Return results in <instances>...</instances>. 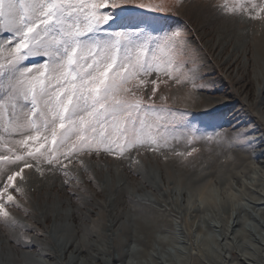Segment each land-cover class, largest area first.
<instances>
[{"label": "snow or ice", "instance_id": "snow-or-ice-1", "mask_svg": "<svg viewBox=\"0 0 264 264\" xmlns=\"http://www.w3.org/2000/svg\"><path fill=\"white\" fill-rule=\"evenodd\" d=\"M208 6L222 17L264 20V0H209ZM170 7L138 0H0L5 224H18L9 209L23 207L17 197L26 196V169L43 174V165L67 183L74 159L87 173L85 159L101 154L131 160L144 151L167 160L166 152L197 151L195 135L187 138L186 153L176 150L188 113L157 95L169 81L203 90L197 51L185 30H157L142 16Z\"/></svg>", "mask_w": 264, "mask_h": 264}, {"label": "bare ground", "instance_id": "bare-ground-1", "mask_svg": "<svg viewBox=\"0 0 264 264\" xmlns=\"http://www.w3.org/2000/svg\"><path fill=\"white\" fill-rule=\"evenodd\" d=\"M241 21L239 18L231 20L227 24V29H224L222 24L227 23L225 20L220 21L212 18V23L217 27L216 31L211 32L206 27H204V31L210 35L207 44L216 60L224 70L226 69L225 74L229 77V82L240 85L238 87L240 96L246 92L245 103L241 104L232 118L242 121L236 127L248 124L244 132L251 129L249 136L251 139L249 138L246 145L250 150L244 155L249 162H244L241 159L242 156L234 152L229 156L224 155L223 158L226 160L221 165H217L225 167V173L218 170L221 168H215L217 166L212 165L206 167L208 171L205 178L199 175L190 178L186 174V170H179L182 182H187L184 186L186 191L181 188L180 180H173L170 177V180L163 179L157 185L156 190L162 188V192L159 193L157 190L153 193L155 198L142 197L143 194L139 191L144 186L140 181L138 190L135 189L138 191L137 195L132 196V198H138V200L133 198L134 204H131L132 199L131 202H127V200L124 202L121 197H118L119 195L118 198L114 197L118 193L114 196L110 193L105 195L98 188L95 182L96 178L91 172L82 173L80 170L82 166L78 169H71L72 174L69 179L71 175L80 170L81 179L89 176L88 179H92L90 185L94 189L95 196L97 195L103 200L90 194L86 195L90 197L88 202L74 201L75 195L74 197L71 195L72 191L69 192L70 194H66V190L69 191V188L64 186L66 182L61 180V176H55L52 173L43 176L39 173L31 174L26 178L27 183L24 187L30 185L31 189L34 188V204L36 206H33L36 212L30 213L29 218L34 220L37 227L43 229L46 234H43L39 243H18L16 240H12L14 243L12 241L11 243L14 246L11 245L17 247L19 257L14 260L20 259L19 251H29L38 257L39 262L36 264H197V262L200 264H264V57H262V62H259L258 55V57L251 56L248 59L249 62L241 60L242 56L249 55L245 36L246 28L239 27ZM230 45L232 50L227 51V56L225 54L224 56L223 53ZM252 60L255 65L263 66H261L262 69L253 71L255 78L245 86L242 83L247 79L246 71L249 72L247 65H251ZM236 64L237 73L240 72L241 67L243 72L240 75L235 72L236 76H233L232 71ZM252 82L254 85L258 84V88L255 87L258 91L257 95L253 93L252 89L250 90ZM250 95H254L253 99L249 98ZM223 101L227 104V108L231 105L229 97ZM252 108H255V112L259 115L253 114ZM249 141L252 142L250 145ZM94 160L85 161L88 169L91 167L89 170L92 172L99 166L95 164ZM231 166L234 167L231 168ZM234 169H238L239 173ZM237 174L243 175L245 179L239 180ZM123 184L124 182H119L118 186ZM139 201L150 202L154 207L156 206L158 209L152 210V216L145 214L151 210L145 209L143 205V211H140L145 212L143 216L147 215L148 217H146L152 218V221H154L153 219L161 220L163 225L167 224L173 227V220L169 215L175 217L183 215L185 222L181 224L179 235L176 233L165 234L163 225L161 227L158 225L159 223L154 227L156 230L152 231L153 227L151 226L139 225L141 222L139 219L127 218L125 222L124 218L129 212L126 208L130 205V207L141 206ZM186 201L189 205H185ZM50 203H54L56 206L52 208L49 206ZM68 205L73 208H67ZM62 209H65V212L69 211L70 215L67 217ZM83 210L88 212V216H83ZM233 210L235 217L232 213ZM63 216L65 220L60 222ZM53 217L56 218V222L51 224ZM60 217L62 218L60 219ZM47 219H50L49 223ZM66 219H72L74 222L78 220L72 226V234H64ZM132 221L133 223H131ZM57 224L61 226L59 230H57ZM20 226L26 231V235L38 230L36 226L28 223H22ZM155 232H158L160 236H157V233L155 235ZM62 233L65 236L64 239L61 238ZM8 241L5 239L0 241L1 250L7 251V246L10 244ZM38 244L45 246L39 247ZM10 253H6L7 256Z\"/></svg>", "mask_w": 264, "mask_h": 264}, {"label": "rangeland", "instance_id": "rangeland-1", "mask_svg": "<svg viewBox=\"0 0 264 264\" xmlns=\"http://www.w3.org/2000/svg\"><path fill=\"white\" fill-rule=\"evenodd\" d=\"M138 2H143L145 4H153V5H159L161 3H166L168 5H171L170 8H166V10L162 13H153L150 11H146L145 13H142L143 19L147 22L149 26L154 27L157 30H167L170 28L175 29L178 27L185 30L188 33L189 39L192 41V45L197 51L199 75L203 78L199 80L198 83L200 85H203L204 88L203 90H200L198 88L192 87L191 84H174L172 81H169L167 86L164 83H161L160 89L157 93L158 96L160 92H163L165 95L168 96V100L166 102L168 107L188 113V115L183 117V121L188 125L187 129L182 130V134L185 137V139L175 142V147L177 151L186 153L189 150L188 144L186 142L187 138H189L190 135H195L196 136L195 146L197 148V151L194 152L191 156L185 155L181 157L174 155L171 152H166L165 155H167L168 158L167 160H165L159 153L141 151V153L138 156L135 155V153L133 152V156L131 160L122 157H116L114 155L104 156L103 154H101L99 158L85 159V161L88 160L93 161L95 159L94 160L95 164L99 165L93 172L92 170H89L91 169V167H89L88 172L89 173L91 172V174L95 176L96 178L95 182L97 183L98 188L102 190L105 195L106 193L108 194L110 193L112 194V196H114L118 193L114 197H117L119 195L118 197H121V200L122 201L124 200V202L126 200L127 202H131L132 199L131 204H134L133 198L136 197L132 198V196L137 195L138 191L136 190H138L140 181H142L143 183L142 185L145 187V188L143 187V189L139 188L140 189L139 192L143 194L142 197L155 198V194L153 193L157 192V190L159 193L162 192V188H158L156 190V187L158 184L161 183L163 179L168 181L170 180L171 177V179L173 180L178 179L182 182V179L179 175L181 170L183 171L186 170V174L189 175L190 178L198 177V175L205 178L206 173L208 171L206 167H210L212 165L213 166L221 165V163L226 160V158H223V156L224 155L229 156L234 152L239 153V155L242 156L241 159L244 162L245 161L246 163L249 162V160L245 158L244 155L249 153L250 149H248L246 145L248 140L251 139L249 137L250 135L247 136V139L242 138V135L244 133L251 132V129H247L244 132L248 124L247 126L236 127V125L242 121H238L237 119L232 118L233 114L239 110V107H241V104L245 103L247 96L245 94L246 92L240 96V92H238V87L240 85H236L234 83L231 84L229 82V77L225 74L227 72L226 69L224 70L223 66L220 65V63L216 60L213 52H211L207 44L209 40L208 37L210 35H208V33L204 31L205 30L204 27H206L208 30H211V32L216 31L217 27L212 23V18L220 21L225 20L227 23L222 24V27L224 29H227V24L231 20H236L237 18L222 17L218 15L211 8H209L208 6L209 0H138ZM211 2L223 3V0H211ZM257 2H259V0H257ZM239 27L246 28L245 36L249 47V51H247L249 55H246V57L242 56L241 60H243V62L244 61L249 62L248 59L251 56L256 55V57L259 56L258 58L259 62H262V57H264V20H251L249 18H244L241 21V23H239ZM231 50H232V46L230 45L227 47V50L223 53V55L225 54L227 56L226 52ZM247 66H248L247 68L249 69V72L246 71L247 79H245L242 83V85L245 86L248 85V82L250 80H253V78H255V76L253 75V71L259 70L260 68L262 69L261 66L263 65L260 66L255 65L252 60L251 65H247ZM237 68H238L237 64L234 65V69L232 71L233 76H236V74L240 75L241 72H243L241 71V69H243L241 67V69H239L240 72L237 73L238 72ZM255 87L257 89L258 84L255 83L254 85V83L252 82V84H250V90L252 89L253 93L257 95L258 91L255 89ZM250 96L251 97L249 98L253 99L254 95H250ZM228 97L231 101V105L227 108L226 106L227 104H225L223 100H225ZM157 103H160V101L157 100ZM251 112L253 114L257 113L255 112V108H252ZM3 151L4 149L0 148V152ZM137 160L139 161V164L136 163ZM80 167L81 165L78 164L76 159H74L72 163L68 164V170L70 174H72L71 169L72 170L78 169ZM232 167L234 166H231V168ZM215 168H221L218 169L219 171H221V173H225L226 171L225 167L217 166ZM41 169L43 174L39 173L40 175L43 176L52 173L55 176L56 175L59 177L61 176L60 177L61 180L65 181V177L61 173L50 172L43 165L41 166ZM80 170H82V173H85L83 166L80 168ZM80 170L74 173L73 175H71V178L68 179L69 182L64 184L66 188H69V191L66 190L67 191L66 194L72 191L73 194L71 195L73 197L75 195L74 201L79 200L78 202H81L83 200L86 202L90 201V197L86 196L90 194L91 196H93L94 194V197H96L99 200H103V198H99L97 195L95 196V192L93 191L94 189L90 185L92 179H88L90 178L89 176H86L85 178L81 179V176L79 175ZM7 171H8L7 167L4 164H0V175H4L5 173H7ZM234 171H237L239 173L238 169L237 170L234 169ZM187 172L191 173L192 175L188 174ZM30 173L37 174L33 170L26 169L24 174L25 177L26 178L30 177L31 176ZM72 176L77 177L78 180L72 179ZM237 176L239 180L245 179L243 175L237 174ZM19 182L20 180L18 178L16 183L19 184ZM70 182H73V184H70ZM119 182L121 183L124 182V184L122 186H118ZM186 183L187 182L181 183V188H183V190L185 191L186 188H184V186H186ZM30 187H31L30 185L25 187L26 196L23 200H20V198L17 197V203L22 204L23 207L9 209L12 215L16 218L18 224L15 226L11 224H5L3 219L0 218V241L5 239L6 241L9 240L8 242L10 243L7 246L8 247L7 251L1 250V246H0V264H36L39 262L37 260L38 257L29 253V251L26 252L19 251L21 255V256L19 255L20 259L17 260L18 262L14 260L19 258L17 254L18 249L17 247H13L14 245L11 243L12 240H16V242L18 243H24V242L39 243V240L41 239V237H43V234L44 233L46 234V232L43 231V229L37 227V225L34 223V220H31L29 218L30 213L36 212L34 207L36 206L34 204L35 196L33 194L35 191L34 188L31 189ZM30 189L32 193L29 192ZM81 196L83 197L81 198ZM136 199L138 200V198ZM139 202H140L139 205H141L139 207L135 205L134 207H130L131 206L130 205L129 207L126 208V210H129L128 212L129 216L128 215L125 216L124 218L125 222L127 218L139 219L141 220L139 225H145L149 227L151 226L153 227V229H151L152 231L156 230V228L154 227L158 223H159L158 225H161L162 227L163 223L161 220L158 221L156 219H153L154 221H152L151 217H150L151 219L147 218L149 215H151L152 210L154 208L155 209L158 208L156 206L154 207V205H152V203L150 202H145V201H139ZM124 205H128V204H124ZM142 205L144 206L145 209H149L151 211L148 213L145 212L142 213L140 211V210L143 211ZM185 205H189L188 201L185 202ZM49 206L54 208L56 205H54V203H50ZM67 208H73V206L68 205ZM83 211H84L83 216H88V212L86 213L85 210ZM62 212L67 214L66 215L67 217L70 215L69 211L65 212V209H62ZM144 213L147 214L148 216L147 215H146L147 217L143 216ZM232 213L233 216L235 217L234 210L232 211ZM164 214H166L165 211ZM169 217L171 220H173L174 229L172 226L164 224L162 227L165 230L164 233L167 235L174 233L179 235V231L182 228L181 224L185 222L184 216L182 215L181 217L180 216L175 217L169 215ZM61 218L62 217H60V219ZM55 219L56 218L53 217L50 223L53 224L54 222H56ZM47 220H48L47 222L49 223L50 219ZM63 220H65L64 216L60 220V222H62ZM66 220H67V224L64 226L65 228L64 234L67 235L72 234L73 232L72 226H74V224H76L75 222H78V220H76L75 222L72 219H66ZM22 223H28L29 225L32 226L34 225V227L36 226L38 230H35L30 235H26L25 234L26 231L21 229L20 225ZM131 223H133V221ZM60 228L61 226L57 224V230H59ZM156 233L158 236L159 235L158 232H155V235ZM64 234L61 235L62 239H64L65 237ZM12 242L14 243V241ZM38 246L44 247L45 245L38 244ZM25 250H28V248H25ZM8 252L9 253L11 252L9 256H7L8 254H6ZM197 264L200 263L197 262Z\"/></svg>", "mask_w": 264, "mask_h": 264}]
</instances>
